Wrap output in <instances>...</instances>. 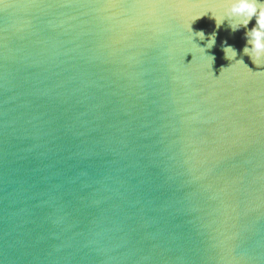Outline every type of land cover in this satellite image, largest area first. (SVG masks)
Instances as JSON below:
<instances>
[{
  "label": "water",
  "instance_id": "water-1",
  "mask_svg": "<svg viewBox=\"0 0 264 264\" xmlns=\"http://www.w3.org/2000/svg\"><path fill=\"white\" fill-rule=\"evenodd\" d=\"M226 7L0 2V264H264V65Z\"/></svg>",
  "mask_w": 264,
  "mask_h": 264
},
{
  "label": "clouds",
  "instance_id": "clouds-1",
  "mask_svg": "<svg viewBox=\"0 0 264 264\" xmlns=\"http://www.w3.org/2000/svg\"><path fill=\"white\" fill-rule=\"evenodd\" d=\"M226 3L227 7L222 15H216L209 9L216 21L217 28H219L226 19L233 31H236L242 26L247 28L249 22L255 17L256 26L245 33L247 44L243 48V55H248L257 66L264 65V62H262L264 61V0H226ZM205 14H201L197 18ZM196 35L204 39L205 34L203 31H200L197 32ZM215 35V33L211 34L207 47L210 48L215 44ZM248 45H251V47ZM223 51L225 52L226 59H235L237 56V51L232 46H225ZM212 60H214V57H212ZM241 62L243 63L242 59L236 60V63Z\"/></svg>",
  "mask_w": 264,
  "mask_h": 264
},
{
  "label": "snow or ice",
  "instance_id": "snow-or-ice-1",
  "mask_svg": "<svg viewBox=\"0 0 264 264\" xmlns=\"http://www.w3.org/2000/svg\"><path fill=\"white\" fill-rule=\"evenodd\" d=\"M0 2H2V0H0Z\"/></svg>",
  "mask_w": 264,
  "mask_h": 264
}]
</instances>
